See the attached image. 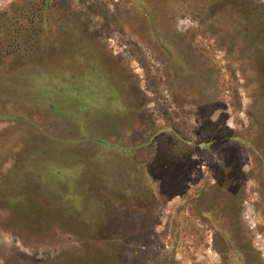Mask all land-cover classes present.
<instances>
[{"label":"rangeland","instance_id":"1","mask_svg":"<svg viewBox=\"0 0 264 264\" xmlns=\"http://www.w3.org/2000/svg\"><path fill=\"white\" fill-rule=\"evenodd\" d=\"M0 264H264V0H0Z\"/></svg>","mask_w":264,"mask_h":264},{"label":"crops","instance_id":"2","mask_svg":"<svg viewBox=\"0 0 264 264\" xmlns=\"http://www.w3.org/2000/svg\"><path fill=\"white\" fill-rule=\"evenodd\" d=\"M82 143L93 145L94 150L91 151L90 149V155H92L93 159L97 161V159L105 158L109 163L110 170L113 167L117 168V170L113 169L110 171L115 174H109L104 187L114 192L125 193L129 192V190L139 191L142 186H148L149 189L152 186L153 188L150 190L155 194L158 193V180L151 170L152 165L155 163L154 157L152 153L143 155V150L147 146L146 142L139 141L136 144H122L115 139L98 137L86 138ZM114 155L117 159L113 158ZM126 160L132 163L131 166L133 168L124 171ZM138 170L140 171V176ZM141 178L142 181L140 180Z\"/></svg>","mask_w":264,"mask_h":264},{"label":"trees","instance_id":"3","mask_svg":"<svg viewBox=\"0 0 264 264\" xmlns=\"http://www.w3.org/2000/svg\"><path fill=\"white\" fill-rule=\"evenodd\" d=\"M55 1V0H54ZM49 102H51V101H49ZM50 106H52L51 108H54L55 107V102H51V103H48Z\"/></svg>","mask_w":264,"mask_h":264}]
</instances>
